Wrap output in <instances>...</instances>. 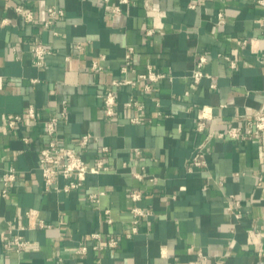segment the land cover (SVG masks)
<instances>
[{"label": "crops", "instance_id": "crops-1", "mask_svg": "<svg viewBox=\"0 0 264 264\" xmlns=\"http://www.w3.org/2000/svg\"><path fill=\"white\" fill-rule=\"evenodd\" d=\"M18 5L33 11V23L15 12ZM50 7L65 15L46 29ZM38 42L53 51L43 68L31 52ZM200 57L208 76L195 85ZM95 61L100 71L92 69ZM148 66L165 77L149 91L143 83L118 88L116 114L107 117L104 93L112 83L133 81ZM131 99L141 108L127 107ZM263 103L258 0H0V264H264V135L213 139L206 166L192 165L205 140L199 122L224 133L232 121L244 125ZM29 107L36 118L24 116L9 130L7 121ZM62 112L61 145L109 168L70 193L47 191L39 162L49 141L46 123ZM86 134L93 138L83 147ZM10 168L19 177L3 197L2 176ZM133 191L143 195L137 203ZM100 193L97 202L89 199ZM134 206L152 215L128 238ZM33 210L29 222L25 213ZM22 226L28 229L19 232ZM10 231L30 246L7 249ZM95 232L100 239L92 238ZM110 238L119 240L116 249H93ZM82 246L86 254L79 253Z\"/></svg>", "mask_w": 264, "mask_h": 264}, {"label": "built area", "instance_id": "built-area-1", "mask_svg": "<svg viewBox=\"0 0 264 264\" xmlns=\"http://www.w3.org/2000/svg\"><path fill=\"white\" fill-rule=\"evenodd\" d=\"M261 5H264V0H258ZM121 4L128 3V0H120ZM192 7V6H191ZM194 8V6H193ZM15 12L21 16L24 21L28 24L33 23L35 21V15L32 10L27 9L24 5H18L15 8ZM115 13H121L120 7H115ZM49 20L45 23L44 27L46 29H51L54 23L63 18L65 12L62 9L57 7H50L48 9ZM219 25L225 24V17L223 14H219ZM6 21L3 22V24ZM152 31H149L148 34H152ZM56 34V33H55ZM244 44H247V41H244ZM77 48L80 49L82 46L79 44ZM133 49L131 48L127 57H126V65L123 68V73H128L129 66L131 65V56ZM31 52L35 58V63L38 67L43 68L46 66L47 58L53 53L52 47L43 43L38 42L32 45ZM70 59V57H68ZM230 61V67L235 69L237 64L235 61L227 58ZM207 59L205 57H200L197 61V69L192 74V80L195 85H198L204 78L208 75L203 71V66L206 63ZM92 69L96 71H100L102 66L99 62L95 61L92 64ZM165 77L164 74L156 72L152 66H148L145 73L138 75V77L133 81L120 82L115 81L112 83V86L109 90L104 93V106H105V115L109 118H112L116 114V104H117V89L126 85L137 86L141 83L145 85V89L149 91L153 84H156L160 80ZM215 87V85H213ZM127 107H135L141 108L139 103L134 99H131L127 103ZM64 111H66V107H64ZM65 115L64 112L60 114V116L50 118L46 123V134L49 139L48 145L42 149L40 153V166L44 181V186L47 191H58L62 190L65 193H70L79 189L83 182L86 180L88 175H96L103 172L109 171V168L104 164V161L101 159L94 165L88 163L79 153L75 150L65 147L61 145L58 139V124L61 119ZM24 116L35 119L36 118V110L32 107H29L23 114H18L9 119L6 123V126L9 130H15L23 123ZM133 123H140L138 118L132 119ZM196 131L198 133H202L205 135V140L201 143L197 150L195 151V155L192 159L193 167H204L206 166V162L204 159V152L207 144L213 139H229L232 141H238L244 139L245 137L251 138L257 135H264V103L262 107L256 111L253 115L249 116L244 125L239 123L237 120L232 121L231 124L228 125L227 130L224 133H214L213 131H209L207 128V124L203 121L199 122L196 125ZM93 138L92 134L83 135L80 139L81 146H87ZM25 143H29V139H24ZM106 150V149H105ZM139 153V151H137ZM19 177V172L15 168H10L7 170L2 176V195L3 197H7L9 194V190L16 184ZM59 179L66 180V184L61 187L58 185L57 181ZM103 195L100 193L98 195H91L89 199L93 202H97L99 198ZM132 201L134 203L139 202L143 195L140 191H133L130 195ZM132 233L128 234L127 237L131 238L133 235L139 232V224L142 219H147L152 214L149 210L143 209L138 206H134L132 208ZM26 218L30 222L35 219L37 216L36 211H27L25 213ZM39 225L41 228H45L44 221H39ZM28 228L26 226H22L19 228V232L26 231ZM10 240L6 243L5 247L7 249L14 250L16 252H21L26 250L30 246V242L25 239V237L21 233L15 234L14 231L9 232ZM100 233H93L92 238L100 239ZM119 245V240L116 238H110L106 244V246H102L100 244L94 246V250H103L105 248L116 249ZM88 251V247L82 246L79 248V253L86 254ZM199 258L206 259V256L202 253H198ZM261 257L264 258V253H261ZM196 264V263H191Z\"/></svg>", "mask_w": 264, "mask_h": 264}]
</instances>
